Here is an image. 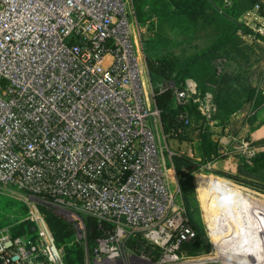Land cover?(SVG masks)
<instances>
[{"label": "built area", "instance_id": "obj_1", "mask_svg": "<svg viewBox=\"0 0 264 264\" xmlns=\"http://www.w3.org/2000/svg\"><path fill=\"white\" fill-rule=\"evenodd\" d=\"M136 28L133 0H0V193L27 207L33 231L12 238L1 229L0 264H65L42 203L86 241L83 216L95 219L98 264L117 261L132 235L173 249L194 236L168 175L166 141L180 130H162ZM166 90L214 124L213 95L193 79Z\"/></svg>", "mask_w": 264, "mask_h": 264}, {"label": "trees", "instance_id": "obj_2", "mask_svg": "<svg viewBox=\"0 0 264 264\" xmlns=\"http://www.w3.org/2000/svg\"><path fill=\"white\" fill-rule=\"evenodd\" d=\"M158 6L154 10L158 17L162 18L159 30L169 35L178 26L174 22L195 25L196 27L207 28L212 34L209 44H202L203 47H192L179 45L183 51L181 57L175 56V52L167 53L171 55L161 59H153L145 52V45L142 43V52L145 58L148 75L152 90L155 93L154 100L157 108L161 111V124L165 133L180 130L175 137L179 141H192L196 139L200 161L195 162L186 155L172 157V165L177 177V182L182 187L183 180L189 179L190 175L201 169V164L213 161L215 158H221L217 150V143L210 140L212 132L204 118L200 115L195 104L176 107L174 105L173 94L171 90L160 92V89L168 82H173L177 88H182L186 79H193L198 90L203 94L210 92L213 95L216 104V113L213 116L214 124L223 128H228V122L231 117L238 112L245 110L246 104L251 109L264 103V72H235L233 65L240 66L246 70L248 66L254 64L250 61L246 50V44L242 41L238 32L244 34H255L248 26L239 19L247 11L255 6L262 9L260 0H232L230 5H225L224 0H133V7L136 15L151 13V7ZM137 17V16H136ZM258 39L264 41V37L255 35ZM152 44V43H151ZM152 53L158 54L157 47H150ZM257 63V62H256ZM233 70V71H231ZM258 80V85L252 81ZM251 110V111H252ZM184 113L188 116L189 124L184 125L179 121V114ZM192 138V139H191ZM256 146H264V141L258 142ZM239 167L236 173L215 170L216 175L233 181L239 185L264 192V151L255 153L250 161L246 162L243 157L237 156ZM185 207L190 213L187 199H184ZM25 214L27 207L24 205ZM41 212V210H40ZM49 229L51 230L56 245L62 249L67 237L72 233L71 226L65 223L61 218L43 212ZM191 214V213H190ZM190 219L193 221L191 215ZM188 216V218H189ZM20 222L14 221L11 225H0V230L7 228L12 238L32 234V224L24 219ZM86 226L87 243L91 250L96 245V239L102 236V231L98 228L95 219L83 216ZM14 224V225H13ZM14 226V227H13ZM108 227L107 225H105ZM194 231L195 238L201 231L190 222ZM190 246L183 243L181 249H188ZM194 253L193 249H188ZM78 260L82 261V252H76ZM64 263L65 255L63 253Z\"/></svg>", "mask_w": 264, "mask_h": 264}, {"label": "rangeland", "instance_id": "obj_3", "mask_svg": "<svg viewBox=\"0 0 264 264\" xmlns=\"http://www.w3.org/2000/svg\"><path fill=\"white\" fill-rule=\"evenodd\" d=\"M156 9H158V6L151 7V13L141 11V14L136 15L137 28L135 31L136 39L144 43L146 54L152 56L153 59L158 60L171 56L166 55L171 52H175V56L181 57L182 55L178 54L183 49L179 45H191L190 48L192 49V47H203L202 44H209V39L205 37H210L212 32L208 30V27L200 29V27L191 26L187 22L178 24L174 22V26L179 25L175 28L177 30H173L169 35L162 33L163 31L158 28L162 18L158 17L154 11ZM250 11L255 18L256 14H260L261 20L264 18V10L262 9L255 10L253 8ZM250 17L253 16L250 15ZM239 20L242 23L244 21L248 22V25L252 26V31L257 34L259 28L264 26V24H257L254 21L250 23L249 19L243 20L240 18ZM238 35L247 46L244 52L246 51L249 60L254 64L251 67L248 66L246 70L233 65V69L236 68L234 73L241 71L243 73L253 72V74L256 71L264 72V42L261 40H259L262 42L260 44L259 41L255 42L257 37L253 34L244 37V33L239 32ZM152 45L157 47L158 54L152 53L150 48ZM258 80L260 79L252 81L253 86L261 84ZM251 110V107L247 105L245 111L249 113ZM227 124L231 129H234L241 124V119L232 125H230V121ZM219 136L221 135L218 134L217 137ZM171 146L170 151H174V144ZM168 175L172 191L176 194L175 204L178 207L182 205L187 218L191 215L194 222L189 216V224L191 222L194 228L197 226L201 229L197 234V236L199 235L197 238L194 235L184 242V244L191 247L188 249H193L194 253H190L188 249H181L183 243L177 249L169 246H152L147 240L132 235L121 243L120 258L113 263L106 264H264V258L260 259L258 257L259 253L264 256V253H262L264 252V224L258 226L253 223V220L244 217L246 212L243 210V204L233 206V201H235L238 194H249L255 198L257 197V200L264 201V192L250 189L220 177L216 175L214 168L206 164H201L199 171L192 173L189 179L183 180L182 187L179 186L174 173L168 171ZM184 199L188 201L191 214L185 207ZM23 205L22 202L15 200L11 195L0 193V225H11L12 222L15 223V220L17 222L23 220L26 215ZM39 210L61 218L71 226L72 231L74 230L73 222L64 217L58 207L42 203L39 204ZM256 217L253 218L258 219ZM255 227L259 228L258 233H253L254 230H257L254 229ZM73 233L75 234V232ZM257 234H261V242L258 243H256L257 238H255ZM250 236L251 240L255 241L254 243L248 240ZM256 244L259 246L256 247ZM76 252H82V261L77 259ZM63 253L66 264H98L93 261L89 242L87 243L86 240L72 233L63 244Z\"/></svg>", "mask_w": 264, "mask_h": 264}, {"label": "crops", "instance_id": "obj_4", "mask_svg": "<svg viewBox=\"0 0 264 264\" xmlns=\"http://www.w3.org/2000/svg\"><path fill=\"white\" fill-rule=\"evenodd\" d=\"M260 4L262 5V10H264V0H260ZM250 15L253 17H250ZM256 15L257 16L255 18L254 14H252L251 11H247L241 16V19H249L250 23L251 21H254L257 22V24H264V18H262L261 20V18L259 17L260 14ZM244 24L252 30V26L248 25V22L244 21ZM256 34L257 33H255L254 35ZM250 35L251 34H244L243 36L247 37ZM257 35H259V33ZM261 35L262 34H260L259 36ZM261 37H264V35H262ZM259 40L260 38H257L255 39V42H258ZM261 41H259L258 43L260 44L264 42ZM239 119H241V124L237 125L234 129H231L230 126H228V128L226 129L216 124L210 126V131L212 132L210 140L213 143H217V150L224 149L225 151H227V155H221L222 153L218 152L221 155V158L218 157L215 158L213 161L206 162L205 164L207 166H211L212 168H214V170H221L234 174L238 171L239 167V160L237 156L243 157L246 162L250 164L249 160L255 153L264 151V146H256L258 142L264 141V103L257 106L249 113L243 110L241 112H238L237 114H234L230 119V125H232L233 123H237ZM217 133L221 136L217 137ZM241 140H246L250 143L248 147V153H244L243 151L237 149L238 143ZM173 144L175 148L174 151H171L173 153V157L176 155H186L187 157L193 159L195 162L200 161L201 158L200 153L198 151L196 139H192V141H179L176 139H167L166 145L169 149L170 147H172L171 145ZM251 151L253 152V154L250 153ZM168 170L169 173L172 172L174 173V176H176L172 165V158L168 161Z\"/></svg>", "mask_w": 264, "mask_h": 264}, {"label": "bare ground", "instance_id": "obj_5", "mask_svg": "<svg viewBox=\"0 0 264 264\" xmlns=\"http://www.w3.org/2000/svg\"><path fill=\"white\" fill-rule=\"evenodd\" d=\"M232 191H234V190L232 189ZM239 205H242V207L244 209L243 208H241V209L245 210V212H246V214L243 212L244 215H245L244 217L253 220L254 221L253 223H256L258 226H260L261 224H264V201L257 200V197L255 198V197H253V196H251L249 194H241V195L238 194V196L236 195V197H235V201H233V206H239ZM254 216L255 217L257 216L258 219H254L253 218ZM254 229H257V230H254L253 233H258L259 228L255 227ZM219 238H220V236H219ZM221 238H223V237L221 236ZM255 238H257V240H256L257 242L256 243L261 242V240H260L261 234H257L255 236ZM248 240L251 241L252 243L255 242L254 240H251V236L248 238ZM255 246L257 247L259 245L256 244ZM262 253H264V252H262ZM260 255L261 254L259 253L258 257L260 259L264 258V256L261 255L262 256L261 257ZM258 257H257V259H258Z\"/></svg>", "mask_w": 264, "mask_h": 264}, {"label": "water", "instance_id": "obj_6", "mask_svg": "<svg viewBox=\"0 0 264 264\" xmlns=\"http://www.w3.org/2000/svg\"><path fill=\"white\" fill-rule=\"evenodd\" d=\"M7 235V231L6 230H2L1 232H0V239L2 238V237H5Z\"/></svg>", "mask_w": 264, "mask_h": 264}]
</instances>
